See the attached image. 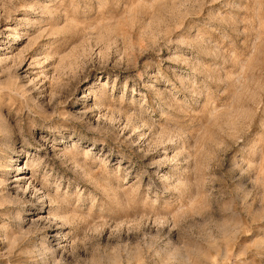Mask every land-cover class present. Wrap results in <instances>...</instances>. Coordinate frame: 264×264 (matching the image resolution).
Listing matches in <instances>:
<instances>
[{
	"label": "rangeland",
	"instance_id": "1",
	"mask_svg": "<svg viewBox=\"0 0 264 264\" xmlns=\"http://www.w3.org/2000/svg\"><path fill=\"white\" fill-rule=\"evenodd\" d=\"M0 264H264V0H0Z\"/></svg>",
	"mask_w": 264,
	"mask_h": 264
}]
</instances>
